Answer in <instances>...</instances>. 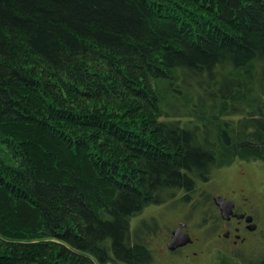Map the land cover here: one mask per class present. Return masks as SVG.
Here are the masks:
<instances>
[{
  "label": "trees",
  "instance_id": "1",
  "mask_svg": "<svg viewBox=\"0 0 264 264\" xmlns=\"http://www.w3.org/2000/svg\"><path fill=\"white\" fill-rule=\"evenodd\" d=\"M235 160L264 165V0H0V264H152L143 211L203 219Z\"/></svg>",
  "mask_w": 264,
  "mask_h": 264
},
{
  "label": "rangeland",
  "instance_id": "2",
  "mask_svg": "<svg viewBox=\"0 0 264 264\" xmlns=\"http://www.w3.org/2000/svg\"><path fill=\"white\" fill-rule=\"evenodd\" d=\"M243 171V173L241 172ZM220 175L212 177L201 189L208 191L210 195L242 186L252 188L257 192L258 200L264 207V165L257 162H241L235 160L231 165L222 168ZM247 184L249 186H247ZM155 216L160 224L157 232L150 239L154 260L152 264H212L220 253L235 256L237 258H256L264 253V222L261 230L252 242L243 246L237 245L229 250L214 234L210 226L205 225L201 214L190 207L178 205L149 206L141 217ZM136 220V219H135ZM133 219V222L135 221ZM177 220L187 221L188 229L196 239L189 248L180 252H172L166 246L167 233L176 225ZM197 250V253H193ZM111 264V263H107Z\"/></svg>",
  "mask_w": 264,
  "mask_h": 264
},
{
  "label": "flooded vegetation",
  "instance_id": "3",
  "mask_svg": "<svg viewBox=\"0 0 264 264\" xmlns=\"http://www.w3.org/2000/svg\"><path fill=\"white\" fill-rule=\"evenodd\" d=\"M241 172L243 173V171ZM247 186L249 185L247 184ZM219 194L224 196L226 200L231 201L230 205L223 208L224 211H221L220 206L213 199L214 196ZM258 197L255 190L242 186L234 187L229 192L215 193V195H211L210 200L204 201L202 223L210 226L214 234L222 243H225L224 246L227 245L226 247L229 250L235 249L237 245L243 246L250 243L256 237V234L260 232L261 223L262 221L264 222V207L259 203ZM181 222L186 224L182 228L190 234L192 240L182 246H177L175 249H169L172 252L183 251L185 248L192 246L196 241L188 229L187 221L177 220L174 227L178 226ZM172 229L167 233L169 240ZM197 252V250H193V253Z\"/></svg>",
  "mask_w": 264,
  "mask_h": 264
},
{
  "label": "water",
  "instance_id": "4",
  "mask_svg": "<svg viewBox=\"0 0 264 264\" xmlns=\"http://www.w3.org/2000/svg\"><path fill=\"white\" fill-rule=\"evenodd\" d=\"M214 201L220 206L221 211H224V207L230 205L231 201H228L222 195H216L213 197ZM186 226L184 222H181L178 226L174 227L171 232V238L167 241V247L169 249H175L177 246H182L192 240L190 234L182 227Z\"/></svg>",
  "mask_w": 264,
  "mask_h": 264
}]
</instances>
